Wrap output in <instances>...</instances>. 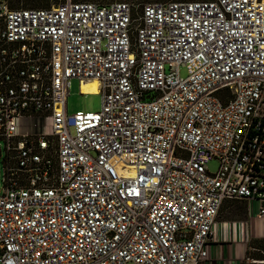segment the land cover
<instances>
[{"label": "built area", "instance_id": "built-area-1", "mask_svg": "<svg viewBox=\"0 0 264 264\" xmlns=\"http://www.w3.org/2000/svg\"><path fill=\"white\" fill-rule=\"evenodd\" d=\"M1 142L0 264H206L225 201L264 218V0H0Z\"/></svg>", "mask_w": 264, "mask_h": 264}, {"label": "crops", "instance_id": "crops-1", "mask_svg": "<svg viewBox=\"0 0 264 264\" xmlns=\"http://www.w3.org/2000/svg\"><path fill=\"white\" fill-rule=\"evenodd\" d=\"M257 201H225L211 240L206 264H243L247 256L259 257L264 246V218Z\"/></svg>", "mask_w": 264, "mask_h": 264}, {"label": "rangeland", "instance_id": "rangeland-1", "mask_svg": "<svg viewBox=\"0 0 264 264\" xmlns=\"http://www.w3.org/2000/svg\"><path fill=\"white\" fill-rule=\"evenodd\" d=\"M41 0H19V3L22 5H34ZM44 1V0H42ZM49 3H59L62 0H45ZM158 0H116L115 2L135 4L139 7H142L143 4L157 2ZM182 1H206V0H179ZM94 3V2H91ZM181 74L186 76V71L182 69ZM69 96H68V112L74 114L77 111H89L96 112L101 109L102 105V96L99 93H82L80 87V81L78 79H73L69 87ZM48 130V125L46 126V131ZM5 149L4 143H0V189L3 185L4 177V163H5ZM218 162L212 161L209 164V171L215 173L218 170Z\"/></svg>", "mask_w": 264, "mask_h": 264}, {"label": "trees", "instance_id": "trees-1", "mask_svg": "<svg viewBox=\"0 0 264 264\" xmlns=\"http://www.w3.org/2000/svg\"><path fill=\"white\" fill-rule=\"evenodd\" d=\"M73 2L75 3H78V2H94V3H97V4H101V5H109V4H112L114 3L116 0H72ZM170 1H176V2H180L179 0H158L157 2H152V3H166V2H170ZM11 2V6L14 8V9H21V8H33V9H49L52 7V5L54 4H59V3H65L66 0H62L60 1L59 3H49V2H46L45 0L44 1H39L37 4H34V5H31L29 6L28 4L27 5H21L19 3V0H10ZM182 2H189V1H182Z\"/></svg>", "mask_w": 264, "mask_h": 264}, {"label": "bare ground", "instance_id": "bare-ground-1", "mask_svg": "<svg viewBox=\"0 0 264 264\" xmlns=\"http://www.w3.org/2000/svg\"><path fill=\"white\" fill-rule=\"evenodd\" d=\"M99 83L96 80H90L81 84L82 93H98Z\"/></svg>", "mask_w": 264, "mask_h": 264}]
</instances>
